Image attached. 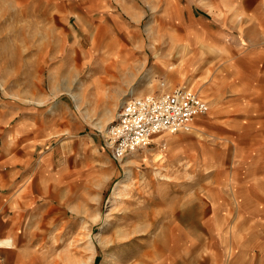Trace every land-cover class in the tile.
I'll return each mask as SVG.
<instances>
[{"label":"rangeland","instance_id":"1","mask_svg":"<svg viewBox=\"0 0 264 264\" xmlns=\"http://www.w3.org/2000/svg\"><path fill=\"white\" fill-rule=\"evenodd\" d=\"M149 21L135 25L131 34L140 40L139 55L126 59L130 68L121 73L118 58L102 57L123 44L116 25L99 24L97 14L82 19L55 0H0V131L19 120L29 133L46 130L44 144L28 148L27 176L34 171L39 188L29 214L25 208L2 210L0 201V221L7 223L14 212L20 216L18 233L0 239V247L12 251L10 264L230 259L231 226L242 225L243 209L253 212L259 204L244 201L243 170L230 169L240 183L228 186L230 154L218 155L217 146L226 150L229 143L214 135L225 133L230 122L206 121L210 113L227 118L219 104L228 96L227 85L212 72L222 61L200 66L172 57L157 68L163 59L149 52L155 49L146 37ZM109 63L116 67L105 71ZM100 77L102 84H96ZM177 86L198 91L208 114L190 132L159 135L150 146L114 161L101 135L123 101ZM45 154L52 162L42 160Z\"/></svg>","mask_w":264,"mask_h":264},{"label":"crops","instance_id":"2","mask_svg":"<svg viewBox=\"0 0 264 264\" xmlns=\"http://www.w3.org/2000/svg\"><path fill=\"white\" fill-rule=\"evenodd\" d=\"M55 1L65 11L79 12L82 19L91 20L97 14L99 24L107 21L116 25L123 44L107 50L102 57L118 58L120 63L117 66L121 73L130 68L126 65L127 60L139 55L140 40L137 34L132 36L131 33L145 17L150 20L146 29L147 41L153 43L148 45L155 48L149 52H156L153 56L163 59L155 64L157 68L160 64L163 68L169 65V60L165 59L172 57L186 58L188 63L197 62L200 66L210 59L222 61L212 72L220 74L218 79L227 85L225 102H218L225 108V112H220L227 118H222L220 113L207 115L208 109L193 126L206 115L209 117L206 121L213 124L224 120L230 122L225 133L214 135L227 139L229 143L226 150L224 145L217 146L218 155L230 154L228 186L232 181L234 185L240 183L237 181L238 173L230 175V169L243 170L244 201L249 200L254 205L258 202L259 206L256 208L255 205L253 212L246 213L243 209L241 216L247 215L243 224L231 226L227 264H264V0ZM128 38L132 39L131 46L125 44ZM103 67L105 71H112L116 66L109 63ZM102 81L100 77L95 82L102 84ZM195 92L202 98L198 91ZM19 121V125L0 131V188H3L0 201L4 204L2 210L25 208L29 214L39 188L35 172L30 171L32 174L27 176L28 158L31 156L28 148L43 145L46 130L29 133ZM219 146L223 149L220 150ZM51 157L45 154L42 160L52 162ZM234 198L241 203L237 196ZM18 217L14 212L7 223L0 221V239L10 236L15 230L18 233ZM11 252L0 247V264H10Z\"/></svg>","mask_w":264,"mask_h":264},{"label":"built area","instance_id":"3","mask_svg":"<svg viewBox=\"0 0 264 264\" xmlns=\"http://www.w3.org/2000/svg\"><path fill=\"white\" fill-rule=\"evenodd\" d=\"M208 109L206 101L186 86L130 96L101 136L111 158L120 162L153 144L159 135L190 132L195 120Z\"/></svg>","mask_w":264,"mask_h":264},{"label":"bare ground","instance_id":"4","mask_svg":"<svg viewBox=\"0 0 264 264\" xmlns=\"http://www.w3.org/2000/svg\"><path fill=\"white\" fill-rule=\"evenodd\" d=\"M72 98H73V100H76V96L73 95Z\"/></svg>","mask_w":264,"mask_h":264}]
</instances>
